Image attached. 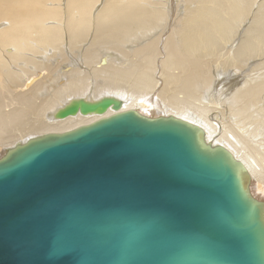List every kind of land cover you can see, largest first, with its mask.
<instances>
[{"label":"water","instance_id":"95a60500","mask_svg":"<svg viewBox=\"0 0 264 264\" xmlns=\"http://www.w3.org/2000/svg\"><path fill=\"white\" fill-rule=\"evenodd\" d=\"M117 110L0 157V264H264V201L198 124Z\"/></svg>","mask_w":264,"mask_h":264},{"label":"bare ground","instance_id":"6f19581e","mask_svg":"<svg viewBox=\"0 0 264 264\" xmlns=\"http://www.w3.org/2000/svg\"><path fill=\"white\" fill-rule=\"evenodd\" d=\"M121 101L200 125L228 148L264 201V0H0V157Z\"/></svg>","mask_w":264,"mask_h":264}]
</instances>
